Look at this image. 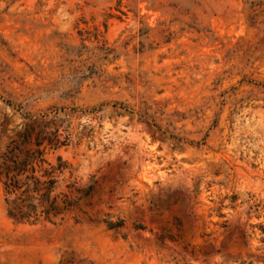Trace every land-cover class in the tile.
Returning a JSON list of instances; mask_svg holds the SVG:
<instances>
[{"label":"rangeland","instance_id":"obj_1","mask_svg":"<svg viewBox=\"0 0 264 264\" xmlns=\"http://www.w3.org/2000/svg\"><path fill=\"white\" fill-rule=\"evenodd\" d=\"M0 264H264V0H0Z\"/></svg>","mask_w":264,"mask_h":264}]
</instances>
